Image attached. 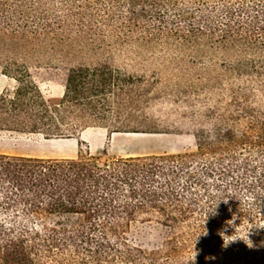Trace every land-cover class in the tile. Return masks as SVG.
I'll return each mask as SVG.
<instances>
[{
	"label": "trees",
	"instance_id": "obj_1",
	"mask_svg": "<svg viewBox=\"0 0 264 264\" xmlns=\"http://www.w3.org/2000/svg\"><path fill=\"white\" fill-rule=\"evenodd\" d=\"M134 36L235 57L191 132L196 149L104 161L0 153V264H264V0H0V70L15 81L0 93V131L138 132L113 119L119 73L52 54ZM41 81L63 86L57 105ZM135 221L163 227L161 245L132 243ZM235 226L252 229V248L223 246Z\"/></svg>",
	"mask_w": 264,
	"mask_h": 264
},
{
	"label": "rangeland",
	"instance_id": "obj_2",
	"mask_svg": "<svg viewBox=\"0 0 264 264\" xmlns=\"http://www.w3.org/2000/svg\"><path fill=\"white\" fill-rule=\"evenodd\" d=\"M52 54L66 65H110L125 82L123 93L115 100L118 112L113 119L140 130L110 133L90 127L78 138L49 140L39 135L0 131V153L43 158L90 154L104 161L121 156L192 152L196 141L191 132L198 127L200 113L216 99L213 90L222 73L221 64L235 59L220 50L135 36L109 39L95 51L56 45ZM222 78L227 76L223 74ZM39 85L50 104L60 102L62 85L52 81H41ZM14 87L15 81L0 70V93ZM126 235L132 243L151 249L161 245L166 231L154 221H135Z\"/></svg>",
	"mask_w": 264,
	"mask_h": 264
},
{
	"label": "clouds",
	"instance_id": "obj_3",
	"mask_svg": "<svg viewBox=\"0 0 264 264\" xmlns=\"http://www.w3.org/2000/svg\"><path fill=\"white\" fill-rule=\"evenodd\" d=\"M212 212L214 214V210L213 211H209L208 213ZM207 213V214H208ZM207 217V216H206ZM229 225H235V219H233L231 221V224ZM240 226V225H239ZM239 226H235L234 227V231L231 235H225L224 232H221L220 235L224 241L223 246L224 247H228L230 244L235 243V242H243L247 247L252 248L253 247V242L251 241V239L249 238L251 235V230L250 228L247 229H241L242 231V235L237 233V227ZM225 232L227 231V227L224 230ZM206 234V233H205ZM226 237H229L228 239H225ZM196 256V252L194 251L193 248V259L191 261H194V258Z\"/></svg>",
	"mask_w": 264,
	"mask_h": 264
},
{
	"label": "crops",
	"instance_id": "obj_4",
	"mask_svg": "<svg viewBox=\"0 0 264 264\" xmlns=\"http://www.w3.org/2000/svg\"><path fill=\"white\" fill-rule=\"evenodd\" d=\"M83 131H84V130H83ZM83 131H82V132H83ZM82 132H81V134H82ZM71 139H72V138H71Z\"/></svg>",
	"mask_w": 264,
	"mask_h": 264
}]
</instances>
